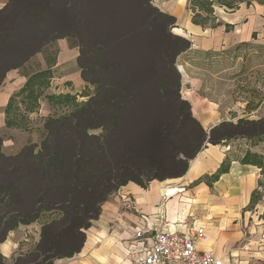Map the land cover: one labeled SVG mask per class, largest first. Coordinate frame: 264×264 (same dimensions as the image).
<instances>
[{
    "label": "crops",
    "instance_id": "obj_1",
    "mask_svg": "<svg viewBox=\"0 0 264 264\" xmlns=\"http://www.w3.org/2000/svg\"><path fill=\"white\" fill-rule=\"evenodd\" d=\"M151 5L174 18L173 36L190 43L176 59L182 72L180 97L206 135L221 125L263 120L264 63L235 60L234 55L251 48L256 54L264 47V5H240L234 12L216 8V28L193 25L186 0H152ZM94 45L105 48L109 63H133L122 35L103 28V0H0V141L5 157L29 146L39 151L45 121L70 112L50 106L45 96H77L78 103L93 96L79 63L84 48ZM45 71L52 79L39 108L26 115L24 128H7L10 97L30 76ZM83 93L88 97H81ZM223 163L227 172L209 184ZM159 224L184 235L202 229L209 240L196 241L197 251L212 254L222 264H264V137L206 143L181 177L151 181L145 188L134 183L121 187L101 205L79 253L51 264H131L142 251L138 233L143 231L142 239H148ZM41 225L8 233L0 244L5 264H13L31 236L34 249L19 258L34 253Z\"/></svg>",
    "mask_w": 264,
    "mask_h": 264
},
{
    "label": "trees",
    "instance_id": "obj_2",
    "mask_svg": "<svg viewBox=\"0 0 264 264\" xmlns=\"http://www.w3.org/2000/svg\"><path fill=\"white\" fill-rule=\"evenodd\" d=\"M151 2L103 0V28L122 35L133 63H109L103 46H86L79 65L93 96L85 103H78L77 96H45L50 106L70 112L45 121L36 153L29 146L5 157L0 141V244L19 226L42 224L34 253L13 264L71 258L81 250L101 205L121 187L145 188L151 181L181 177L206 143L264 137V119L221 125L206 135L180 97L176 59L190 43L170 33L174 18ZM252 4L264 5V0H190L188 10L193 25L216 28L215 7L234 12ZM51 79L50 71L36 73L10 97L7 128H24ZM227 170L223 163L209 184ZM0 264H5L1 256Z\"/></svg>",
    "mask_w": 264,
    "mask_h": 264
},
{
    "label": "built area",
    "instance_id": "obj_3",
    "mask_svg": "<svg viewBox=\"0 0 264 264\" xmlns=\"http://www.w3.org/2000/svg\"><path fill=\"white\" fill-rule=\"evenodd\" d=\"M143 234L141 231L136 236L142 245V251L131 264H222L212 254L197 251L196 241L207 243L209 240L202 229L195 230L191 235H184L159 224L148 239H142Z\"/></svg>",
    "mask_w": 264,
    "mask_h": 264
},
{
    "label": "rangeland",
    "instance_id": "obj_4",
    "mask_svg": "<svg viewBox=\"0 0 264 264\" xmlns=\"http://www.w3.org/2000/svg\"><path fill=\"white\" fill-rule=\"evenodd\" d=\"M189 1L190 0H186V13L191 15V13L188 10V8H189ZM216 8H218V7H215V9ZM220 9H223V8H220ZM252 49L254 50V48H251L250 50L247 49L245 51L241 50L239 52H236L235 55H234L235 56L234 59L236 60V59H239L240 58V59H243V61H245V59L247 58L248 61L251 60L248 63H264V47L260 51L257 48L256 49L257 50L256 51V54H254L252 52L253 51ZM250 54H251V57L249 56ZM84 64L85 65H88L89 63H84ZM177 71H178V73L182 74L180 67H177ZM263 75H264V68H263ZM42 112H43L42 115H45L44 111H42ZM58 114H61V113L59 112ZM49 116H52V114L49 115ZM44 118L45 117H43V116L41 118L40 117H37V119L35 120V124L34 125L35 126L40 125L42 123V120ZM95 133H97V132H95ZM21 243H22V241H21ZM35 244H36L35 243V238H34V236H31L28 239V241H27V246L26 247H23V249H22L21 252L16 253L17 256L14 259H18L20 256H25V255L29 254L34 249Z\"/></svg>",
    "mask_w": 264,
    "mask_h": 264
}]
</instances>
